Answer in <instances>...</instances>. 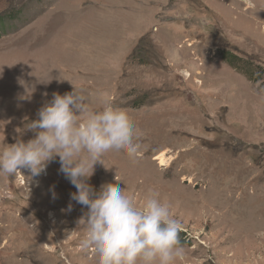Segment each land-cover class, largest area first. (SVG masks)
<instances>
[{
    "label": "rangeland",
    "instance_id": "1",
    "mask_svg": "<svg viewBox=\"0 0 264 264\" xmlns=\"http://www.w3.org/2000/svg\"><path fill=\"white\" fill-rule=\"evenodd\" d=\"M75 87L141 133L135 162H97V192H158L183 227L174 264H264V0H0V152ZM59 168L0 172V264H97Z\"/></svg>",
    "mask_w": 264,
    "mask_h": 264
},
{
    "label": "clouds",
    "instance_id": "2",
    "mask_svg": "<svg viewBox=\"0 0 264 264\" xmlns=\"http://www.w3.org/2000/svg\"><path fill=\"white\" fill-rule=\"evenodd\" d=\"M87 102L76 87L63 95L53 93L27 126L34 138L17 140L0 152V172L15 175L26 169L33 178L58 156L59 172L76 189L70 200L87 208L78 220L87 228L81 243L95 249L97 264H174L184 255L183 227L158 192L150 190L137 206L119 184H104L97 192L88 182L109 151L123 150L135 162L141 133L126 110L106 105L90 111ZM72 208L70 202L67 210Z\"/></svg>",
    "mask_w": 264,
    "mask_h": 264
}]
</instances>
